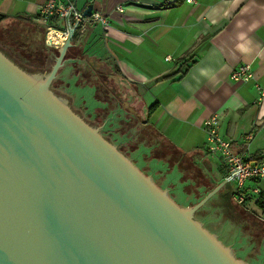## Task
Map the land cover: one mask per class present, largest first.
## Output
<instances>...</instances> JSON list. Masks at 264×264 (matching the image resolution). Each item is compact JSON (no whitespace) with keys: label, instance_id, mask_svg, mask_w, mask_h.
Returning a JSON list of instances; mask_svg holds the SVG:
<instances>
[{"label":"water","instance_id":"obj_1","mask_svg":"<svg viewBox=\"0 0 264 264\" xmlns=\"http://www.w3.org/2000/svg\"><path fill=\"white\" fill-rule=\"evenodd\" d=\"M68 40L43 68L0 42V264H264V222L230 198L240 171L208 192L145 161L207 151L140 125L137 88L95 56L63 61Z\"/></svg>","mask_w":264,"mask_h":264},{"label":"crops","instance_id":"obj_2","mask_svg":"<svg viewBox=\"0 0 264 264\" xmlns=\"http://www.w3.org/2000/svg\"><path fill=\"white\" fill-rule=\"evenodd\" d=\"M46 1L0 0V15L42 28L36 17ZM58 1L73 3L83 12L92 6L108 17L107 29L91 27L78 46L83 57L95 56L116 67L141 99L152 98L155 109L140 125L148 124L189 154L195 148L206 151L203 124L216 115L218 135L230 141L233 151L259 156L264 165V98L259 100L256 89L258 85L264 90V0ZM118 6L122 13L116 11ZM185 62L190 67L181 76ZM245 65H250L253 78L232 81L230 75ZM166 75L171 77L160 81ZM220 157L206 153L190 158L212 184L220 185L226 176ZM244 191V203L235 202L234 191L231 200L264 222V209L256 205L264 199V178L246 181ZM251 204L261 212L258 217Z\"/></svg>","mask_w":264,"mask_h":264},{"label":"built area","instance_id":"obj_3","mask_svg":"<svg viewBox=\"0 0 264 264\" xmlns=\"http://www.w3.org/2000/svg\"><path fill=\"white\" fill-rule=\"evenodd\" d=\"M116 11L118 13L123 12L121 6L116 7ZM36 21L46 30L44 42L47 47L52 49L63 47L69 38V29L73 30L74 27L68 40L70 43L75 34L83 36L91 27L99 26L107 29L110 26L108 17L103 13L92 11L89 16H86L73 3H61L58 0H47L40 7ZM252 78L253 73L250 65H245L230 75L232 81L248 82ZM256 89L260 96L259 100H261L264 98V90L258 85H256ZM203 128L206 133L207 154L220 155L224 159L225 180L240 171L230 178V181L235 183L233 199L238 204L244 203L247 198L246 191H244L245 182L252 179H263L264 165L257 163L252 155H236L233 153L230 141L224 140L218 135V116L213 115L207 119L203 124ZM247 138L250 139L251 135H248Z\"/></svg>","mask_w":264,"mask_h":264},{"label":"trees","instance_id":"obj_4","mask_svg":"<svg viewBox=\"0 0 264 264\" xmlns=\"http://www.w3.org/2000/svg\"><path fill=\"white\" fill-rule=\"evenodd\" d=\"M7 17H4L0 15V42L4 44L5 46H8L12 48L23 61L31 64H36L38 67L43 68L45 67L46 60L51 54H55V56H59L58 50L51 49L47 47L44 43V35L45 30L42 31V37L41 39H38L37 32L38 29L35 26V24L31 23L28 20L23 21L19 17H15L16 21L10 20L8 23H3L4 20H6ZM79 40L80 36L75 34L72 39V46L67 50L63 61L71 60L73 63L78 60L82 59L83 52L82 48L79 47ZM183 69H180L179 74L183 76L188 68L190 67L185 62L183 65ZM83 78H90L89 71L82 74ZM171 77V75H166L160 79V81L167 80ZM92 82V83H91ZM95 84L94 79L90 78V83L88 86H93ZM104 102H109V98L105 97ZM112 109L111 105L110 108L107 109L110 111ZM155 109V105H151L147 108V116H150L153 110ZM152 144V142L147 143ZM134 150H136V146H132ZM148 149L149 152L143 153V158L145 161L153 160V161H159L164 162L165 166H167V170L174 171L175 168L177 171L180 172V180L182 182H185L184 180H191L193 181V184L195 185L196 190H202L206 189L211 191L214 186L212 182L210 181L209 177L206 176L200 167H198L197 163H195L193 160L191 162H188V158L181 157V155L169 152L172 151L170 147L165 146V148L160 144L159 146L156 145L155 149L151 146ZM232 149V146H231ZM233 151V149H232ZM234 154L240 155L233 151ZM263 160V158L256 157L255 161L257 163H260ZM135 161L133 162V164ZM184 190L186 193H189L190 189L184 187ZM193 206V204L191 203ZM256 205L260 207L261 209H264V199L260 197L256 201ZM248 230V229H247ZM257 239H264V229H259L257 233L254 234Z\"/></svg>","mask_w":264,"mask_h":264},{"label":"rangeland","instance_id":"obj_5","mask_svg":"<svg viewBox=\"0 0 264 264\" xmlns=\"http://www.w3.org/2000/svg\"><path fill=\"white\" fill-rule=\"evenodd\" d=\"M41 27V26H40ZM43 28V27H42ZM45 43V42H44ZM142 101H143V103L145 104V106H149V105H151L152 104V98L150 99V96L149 95H147L145 98L143 97V99H142ZM234 185H235V183H233ZM253 207H254V210H253V212H252V214L253 215H256L257 217L260 215V211H259V209L258 208H256L255 207V205H253V204H251ZM252 206H248V209H251L252 208Z\"/></svg>","mask_w":264,"mask_h":264}]
</instances>
